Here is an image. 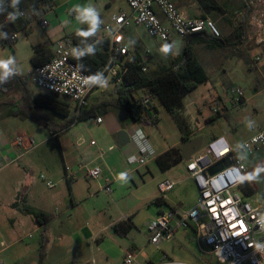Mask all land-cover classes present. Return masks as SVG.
<instances>
[{
	"label": "rangeland",
	"instance_id": "obj_1",
	"mask_svg": "<svg viewBox=\"0 0 264 264\" xmlns=\"http://www.w3.org/2000/svg\"><path fill=\"white\" fill-rule=\"evenodd\" d=\"M84 2L89 4V9L93 8L104 17L117 14L121 9L129 11L125 0H112L109 9L105 8L103 0ZM224 5L227 9V18H229L233 10L227 3ZM30 21L32 23L30 30L35 39V37L41 36L43 31L37 19L30 17ZM219 24L223 28H220L221 32L226 33L230 30L224 21L219 20ZM17 35L19 52L16 55L17 62L14 70L22 76L30 93L36 95L41 91L35 87L33 82L32 40L23 31ZM146 36L148 47L134 45L131 48L132 56L138 58L144 56L149 60L146 72L155 71L160 65L169 63L168 56L179 57L182 55L186 43L184 39L173 36L172 48L166 50L161 47L160 41ZM12 47L14 46L9 44L0 46V64L10 62L13 54ZM149 49L163 56L162 59L155 57L156 55L152 56ZM248 49L251 50V53L243 56L239 51L236 52L237 49L221 48L223 53L221 55L223 57L228 55V59L223 61L227 66L226 73L221 71L212 73L206 68L210 75V82L201 85L194 93L188 94L180 109V116L185 119L186 125L191 131H196L204 126L197 136L204 143L201 152L209 154L210 157L212 155L207 143L209 140L211 141L213 135H226L233 147H240L259 129H264L263 63L255 62L257 56L264 60V54L255 52L253 46H249ZM197 55H200L199 47ZM4 69V67H0V72ZM236 87L244 91L247 99L240 109L233 107L234 99L231 90ZM98 89L96 97L101 101L104 99L109 101L103 108H95L96 117L99 116L104 122L98 125L94 121L95 118L77 121L68 130L73 129L75 137L82 138L87 144L95 141L102 152L113 154L111 164L103 165L102 161L98 159L93 163L102 164L105 171L112 165L119 167L123 149L116 143L115 136L109 130L108 125L111 121H115L121 125L120 131H125V129L128 131V127L125 126L127 118L124 120L123 112L117 109L111 100L115 95V84L106 80ZM218 96L222 101H218ZM216 103L219 107H223L225 104L229 113L213 123H209L205 121V118L212 115L215 107L218 108ZM69 104L70 117H75V106L72 103ZM197 109H200L202 114H198ZM157 110V122L148 123L144 133L151 145L163 148L177 141L180 132L173 117L161 105L157 104ZM40 113L58 127H61L65 122L64 119L50 111L42 109ZM19 126L28 129L30 125L21 122ZM25 129L20 130V133L26 135L32 133ZM51 145L54 146V149L52 152L50 151L52 155L48 158V163L32 165L25 172L30 182L28 191L31 195V205L35 209H39L33 200L35 194L46 198V202H48L45 204L46 209L52 213L53 219L39 229L30 216L21 213L15 218L16 223H9L7 217L2 218L0 220L1 264H123L126 251L143 252L148 256L147 259L138 257L137 264H203L205 261L208 264H220L215 257L203 255L199 251L197 236L190 228L179 230L172 241L164 243L159 248L148 243L146 224L158 217L160 207L165 208L166 206L165 204L159 206L155 203V199L150 198L153 194L160 196L162 194L158 190L160 180H154L152 174L146 169L139 170L113 185L114 189L111 195L102 192L98 181L86 178L85 174L79 175V178L70 187L60 168L59 145L56 140L52 141V144L38 145L29 155L27 154L29 157L26 158L32 159L35 156L37 160L41 153L45 149H49L48 146ZM37 155L39 156L37 157ZM85 161L88 162V160ZM153 166L154 163H151L149 167L153 168ZM106 173L101 175V178ZM22 176L25 178V174ZM41 176H44L45 180L41 179ZM17 179L19 176L15 177V180ZM48 181L54 183L53 188L47 187L46 182ZM14 183L15 191L19 190L23 194L20 184L15 181ZM184 186L185 183L176 186L173 191L166 194L167 197L171 201L183 198L187 195L184 193ZM198 197L197 190L192 194L188 193L183 203V209H187L188 205L194 206ZM262 204L264 207V199ZM124 215H129L133 220L132 229L127 236L121 235L113 227L104 230L111 221Z\"/></svg>",
	"mask_w": 264,
	"mask_h": 264
},
{
	"label": "built area",
	"instance_id": "obj_2",
	"mask_svg": "<svg viewBox=\"0 0 264 264\" xmlns=\"http://www.w3.org/2000/svg\"><path fill=\"white\" fill-rule=\"evenodd\" d=\"M130 8L129 13L121 12L111 17L108 23L99 22L97 30L103 40L109 42V60L100 72L89 75L78 68L73 62L74 44L71 39H62L55 43L52 59L42 67L34 69L33 82L42 92L54 94L75 106L76 119L86 112L89 98L106 80L115 85H121L127 72L125 61L134 59L127 44L124 31L127 28H142L146 34L160 41L166 50L172 48V38L186 37L205 33L214 40L222 39V33L215 21L209 17H189L185 15L173 0H125ZM249 13V31L246 38L247 46L264 44V0H243ZM72 15L76 10L72 9ZM25 17L23 11L19 12ZM40 24L47 28L49 22L42 18ZM17 39L13 34L8 40L12 45ZM233 107L240 109L245 103L244 91L236 87L231 90ZM139 105L148 107L155 98L150 94L135 96ZM219 110L215 109L214 114ZM95 123L100 125L103 120L95 117ZM155 121V118L152 119ZM145 134L139 130L134 135L142 147L138 154L130 158L129 163L137 167L146 166L154 156L151 150L144 146ZM39 142L34 136L19 135L12 147L21 149L24 154L31 153ZM94 141L91 146H95ZM209 154L201 150L187 161V171L194 180L198 190V200L194 208L185 210L180 207L170 208L158 215L147 224V241L159 248L164 243L172 241L179 230L193 229L197 236L199 251L203 255H211L220 264H264V207L247 200L243 188L247 181V168L244 162L237 158L235 151L219 138L208 145ZM264 148V129L259 130L240 149L247 154H253ZM104 152H99L103 158ZM228 162L220 171L211 174L214 166ZM79 170L85 172L88 179L99 180L103 173L102 166L82 164ZM69 173L70 168L65 167ZM41 179L45 180L44 176ZM48 188L54 183L46 182ZM112 182L106 181L101 191L111 195ZM175 183L166 180L159 184L160 192L165 195L171 191ZM138 257L147 259L141 252L126 251L123 264H137Z\"/></svg>",
	"mask_w": 264,
	"mask_h": 264
},
{
	"label": "crops",
	"instance_id": "obj_3",
	"mask_svg": "<svg viewBox=\"0 0 264 264\" xmlns=\"http://www.w3.org/2000/svg\"><path fill=\"white\" fill-rule=\"evenodd\" d=\"M84 1H89V0H58V1L51 0L49 7L46 10H44V12L39 13L40 19H38V22H39V26L41 27L43 31V34H41V36L35 37L34 39V35L31 33V30H30L32 23L23 31L32 40V46H31L32 53H33V47L37 45L47 46L49 47L50 51L53 53L55 43L59 40L68 38V39H76V43L73 49V53L75 54L77 51L76 46L86 47V46L95 44L97 42L103 41L102 34L100 33L99 30H97V25L99 22L108 23L112 16L117 15L121 12H125V13L130 12V8H129V11H125L124 9H121V11H119L117 14H113L110 17H104L98 14L93 8L89 9L88 8L89 4ZM173 1L177 4L178 8L185 15L189 17H201L203 15H206L205 10L201 7L198 0H173ZM210 1H216L223 6H225L224 4L227 3L230 6V8L233 10V13L230 15L229 18H227L228 15H227L226 8H225L226 13L224 16L217 15V14H207L206 15L207 17H211V18H213L214 16L215 22L218 25H220L219 20L230 21V25L225 23L229 27L230 30L227 31L226 33L221 32L223 33L222 38L227 41V46H223L221 48H228V49H233V50L237 49L236 52L239 51L241 55L243 56L249 55L251 53V50L248 49V46L246 43V38H247L246 36L249 31L248 27H249L250 20L248 19V22L246 25V34L244 36L243 41H238V36H240V34L238 35L235 31V27L237 26L238 22H240V20L242 19L244 15V12H243L244 9L242 6V4H244L243 0H221V1L220 0H210ZM103 4L106 9H109L112 5V0H103ZM72 9L76 10L75 15L71 14L70 11ZM90 12L93 14L91 17L89 15ZM42 18L46 19L49 22V25L47 28H43L41 26L40 20ZM7 27H8V23L0 24V31L2 35L3 33H5L4 32L5 29L11 28V26L9 28ZM220 28L223 29L221 25H220ZM88 29H92V30H88ZM80 30H83V33L78 35ZM5 31H8V30H5ZM18 33L19 32H12V34H16V35ZM124 35H125L127 44L130 47V49L134 47V45L140 46V47H144V46L148 47L146 45V37H147L146 35L147 34L142 28H127L124 31ZM17 41H18V35H17V39L12 44L14 46L12 47L13 54L11 55L10 62L7 63V67L4 69V71L9 70V69H14L16 66V62H17L16 55L19 52V43H17ZM15 44L17 45L15 46ZM160 44H161V47L165 48L161 42ZM198 47L200 49L199 56L197 55ZM253 47L255 49L254 50L255 52L264 54V44L253 45ZM221 48L216 47L214 44L211 46L204 45V44L195 46L196 56L199 59V61L202 63L203 67L205 68L209 76L208 82H210L211 79H210V75L207 69H209L212 73H215V72L219 73L220 71L223 73H226L227 71V66L224 64L223 61H226V59H228V55L227 56L225 55V57H223L221 55L223 54L222 51L220 50ZM150 53L152 54V56L156 55L155 57H160L161 59L163 57L160 54L155 53L152 50H150ZM174 58L176 57L168 56L169 61H171ZM145 60H147V58ZM255 62L257 64L260 62L263 63L262 71L264 74V60L262 59V57L258 58L257 56ZM167 64H162L159 67L163 65H167ZM198 88L196 90H198ZM196 90H194L192 93H194ZM98 92H99V89H96L90 96L89 106L86 112H88L91 109L98 108V107L103 108L104 105L107 102H109L107 99H104L101 101L98 97H96ZM114 93L115 95L111 100L114 103H116V101L118 100L116 89ZM145 94H146L145 91H139L135 94V96L138 97V96H142ZM11 99H13L12 100L13 104L9 105L10 104L9 101ZM92 100L93 102H91ZM218 101H222L220 96H218ZM246 101L247 99L245 98V103ZM21 103H22V98L20 97V95L14 96L10 94V92L0 91V196L3 195V197L0 198V220H2V218L4 217H7V221H9V223H16L15 218L18 217L19 213H21L18 209L13 208V205L16 202L18 204H22V200H24L23 203H25V205H28L34 208L31 205L32 202L30 200V196H31L30 191H28L30 188V182L27 179L25 171L29 170L30 166L38 164V163L47 164L49 161L48 158H50L51 157L50 155H52L50 154V151L52 152V150L54 149L53 145L48 146L49 149L48 148L45 149V151L41 153V156L37 158L36 160L35 156L32 159L26 158L29 156H27V154H24L21 149H16L12 147V142L19 135L24 134V133H20V130L25 129L22 126H19V123L21 122L23 124L28 123L30 125L28 129H25V130H29L30 132H32V133H29L28 135L34 136V138L39 142V145L41 144L47 145V143L52 144V141L54 142L55 140L58 142V145H59L58 155L60 157V162H59L60 168L63 172V176L67 184H69L70 187L72 186V183L75 182L79 178V175L85 174L84 171L79 170L80 166L82 164H89V165L92 164V166H95V165L102 166V169H103L102 176L104 173L107 172L103 178H100L97 181L101 189V187L106 184V181L110 180L112 182L111 184L112 193L114 189L113 185L118 184L125 177H128L135 172H139V170H142V169H146L147 172L152 174V177L154 180H160L159 184L166 180H170L175 183V186H174L175 188L176 186L185 183V186H184L185 195L186 194L188 195V193L192 194L197 190L194 180L190 177V174L187 171V162L185 161L184 158L181 163L173 166L171 169H169L166 172L160 171L155 161V159L159 155L163 154L169 149H172L174 147H180L182 149L183 144H185L186 142L183 141L181 133L177 141L163 148L157 145H151L148 139H146L144 146L149 148L154 156L152 157V159L149 160L146 166L137 167L135 165H131L129 163L130 158L138 154L139 148L142 147L136 140H134V135L139 130H141L144 133L145 129H147L148 123H143V124L135 123L131 121L129 118H127L125 112L122 111L124 120L127 118V120H125V126L128 127V131L126 129L125 131L130 136V142L125 146L119 145L117 134L121 130L122 127L115 121H111L110 124L108 125L109 130L111 131L113 136H115V141L118 144V146L123 147L122 154H121L122 159H121V162L119 163V167H117L116 165H112L110 167H107L104 171L103 165L105 164L107 165L108 163L111 164L113 160L112 153L110 154L104 153L103 158H100L99 152L101 150L99 149L97 143L94 141L96 143L95 146H91L92 141L90 142V144H87L86 141L83 140L82 138L75 137V133L73 132L74 131L73 129L72 130L67 129L65 131L52 134L49 130H47L45 127L40 125L39 123L40 121L34 118H31L30 116L31 113L27 109L24 111L23 117L15 116V114L18 113L17 104H21ZM224 103H225V100H224ZM157 104L161 105L159 101L155 99L152 105L153 107L157 108ZM216 104L218 107L217 109L220 112V116L217 117V115L214 114V110L216 109L215 107L213 109L212 115L207 116L205 118V121L209 123H213L220 117L225 116L229 113L227 111V106L225 104L223 105V107H219L218 103ZM180 111L181 110L178 111L179 114H180ZM197 113L202 114L200 109H197ZM211 118H216V119L213 121H210ZM156 121L157 119H155V121H152L151 119L149 123H156ZM203 128L204 126L200 127L196 131H191L189 129L191 132V134L189 135L190 137L189 141L196 139V138L201 139L200 137L197 136V133ZM219 138H223L226 141V143L235 151V155L237 156V158L242 160L244 164L246 165L247 181L245 183V187L243 188V193L246 196L247 200L253 204L263 205L262 200L264 199V148L253 154H247L240 149L241 146L233 147L231 143L229 142V139L227 138L226 135H220V136L213 135L211 137V141L209 140L207 144L209 145L211 142ZM203 145L204 143L202 140V146ZM38 156L39 155H37V157ZM97 159L101 160L103 165L93 164L95 163V161H97ZM85 160H88V162ZM151 163H154L153 168L149 167ZM66 166L70 168L69 173L65 172ZM24 174H25V178H23L22 176ZM16 176H19V179L15 180ZM14 181L20 184V188H23L22 189L23 194H21L19 190L15 191ZM159 184H158V190H159ZM174 188L171 191H173ZM246 192H249V195H246ZM160 194L162 193L160 192ZM166 194L165 195L162 194V196H160L159 194H153L150 197L152 198V200L157 199V198H162L164 200V204L166 207L165 208L160 207L158 215L162 212L167 211L170 208H174V207H180L182 209L184 208L183 203H184L185 198H187V195L183 196V198L177 199L176 201H171L167 197ZM33 200L35 204H37L36 206H39L38 207L39 209H36L37 211H41L47 214H52L50 211H47L48 209H46L47 207L45 204L48 203L46 202V198L35 194V196H33ZM195 205L194 206L188 205L187 209L185 208V210L192 209L195 207ZM26 216H29V215H26ZM31 218L33 219V217ZM129 218H131V221L133 222L132 217H130L129 215H124L121 218L111 221L104 228V230L114 227L119 222L127 221ZM33 221L35 224H37L34 219ZM44 226L38 225V228L41 229ZM191 230L195 234V231L193 229ZM196 240H197V237H196ZM206 256H211V255L208 254ZM203 264H208V263L207 261H205Z\"/></svg>",
	"mask_w": 264,
	"mask_h": 264
},
{
	"label": "trees",
	"instance_id": "obj_4",
	"mask_svg": "<svg viewBox=\"0 0 264 264\" xmlns=\"http://www.w3.org/2000/svg\"><path fill=\"white\" fill-rule=\"evenodd\" d=\"M201 7L207 14H217L224 16L226 13L225 6L216 1L198 0ZM51 3V0H0V24L8 23L11 28L8 31L1 33L0 31V46L8 45V40L12 36V32H22L30 24V17L40 19V11L44 12ZM244 15L240 22L235 27L238 36V41H243L246 34V25L249 19V10H246L245 4H242ZM23 11L25 17H21L19 12ZM27 12V13H26ZM203 15L202 17H207ZM215 21V17L212 18ZM224 21V20H223ZM216 23V22H215ZM230 25V21H224ZM217 24V23H216ZM220 29V25L217 24ZM92 30V29H88ZM80 30L79 34H82ZM75 45L76 39H71ZM185 46L182 55L172 59L167 65L159 67L153 72H146L149 60L142 56L125 61L127 72L123 78L121 85H115L118 100L115 103L117 109L125 112L127 118L131 121L143 124L149 123L151 119H157V108L150 105L148 107L141 106L135 99V94L139 91H145L147 94L152 95L159 101L161 106L173 117L184 142L190 140L191 134L185 119H183L178 111L183 105L186 96L196 90L199 86L208 83L209 76L203 67L202 63L196 56V45H215L216 47L227 46L225 39L214 40L205 33H197L186 37ZM77 51L72 57V62L85 73L95 76L105 66L109 60V42L106 40L97 42L90 46H76ZM33 56L31 64L33 69L39 68L47 64L53 56L49 47L37 45L33 47ZM0 91L10 92L16 96L20 95L22 103L17 104L18 113L15 116H24V111L27 109L31 113V118L40 121V125L49 130L52 134L65 131L69 129L77 121H86L96 117V110L91 109L88 112L70 117L71 109L70 104L54 94H47L39 92L36 95L30 93L24 79L14 69L5 70L0 73ZM13 99L9 102L12 105ZM47 110L54 115L64 119V124L58 127L56 124L49 122L41 113L40 110ZM220 116V112L216 114ZM216 118H211L210 121ZM157 122V121H156ZM57 128V129H56ZM156 164L160 171L166 172L173 166L183 161V153L180 147H174L159 155L156 159ZM249 195V192H246ZM17 202L13 208L18 209L21 213L33 217L39 226L48 224L52 219V214H47L41 211ZM157 205H163L162 198L155 199ZM132 221L129 218L127 221L117 223L113 228L123 236L132 229Z\"/></svg>",
	"mask_w": 264,
	"mask_h": 264
},
{
	"label": "water",
	"instance_id": "obj_5",
	"mask_svg": "<svg viewBox=\"0 0 264 264\" xmlns=\"http://www.w3.org/2000/svg\"><path fill=\"white\" fill-rule=\"evenodd\" d=\"M117 138H118L119 145L121 146H125L130 142V136L124 130L118 132ZM201 148H202V140L199 138L193 139L183 144L182 153H183V158L185 159V161L186 162L189 161L193 155H195L196 153L200 151ZM227 165H228L227 161L222 162L214 166L213 168H211L209 172L211 174H214L220 171L224 166H227Z\"/></svg>",
	"mask_w": 264,
	"mask_h": 264
},
{
	"label": "clouds",
	"instance_id": "obj_6",
	"mask_svg": "<svg viewBox=\"0 0 264 264\" xmlns=\"http://www.w3.org/2000/svg\"><path fill=\"white\" fill-rule=\"evenodd\" d=\"M89 15L91 17L93 14L90 12ZM0 67L6 68L7 67V64L6 63H2V64H0Z\"/></svg>",
	"mask_w": 264,
	"mask_h": 264
}]
</instances>
